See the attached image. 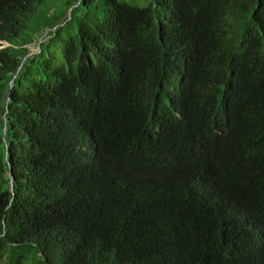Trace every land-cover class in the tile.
Wrapping results in <instances>:
<instances>
[{"label":"trees","instance_id":"obj_1","mask_svg":"<svg viewBox=\"0 0 264 264\" xmlns=\"http://www.w3.org/2000/svg\"><path fill=\"white\" fill-rule=\"evenodd\" d=\"M43 1L0 0V264H264V0H65L24 60Z\"/></svg>","mask_w":264,"mask_h":264},{"label":"rangeland","instance_id":"obj_2","mask_svg":"<svg viewBox=\"0 0 264 264\" xmlns=\"http://www.w3.org/2000/svg\"><path fill=\"white\" fill-rule=\"evenodd\" d=\"M129 4L148 7L152 3V0H124ZM65 0H45L39 7L37 12L32 16L30 23V33L34 38L37 37L32 43L28 45L31 52H36L39 49V42H43L48 39V32L51 30V26L55 23L64 22L67 18L65 15ZM65 15V16H64ZM50 28V29H49ZM47 30V31H46ZM60 43V42H59ZM54 43L52 49L57 55L58 60L62 61V53L60 44ZM6 45H2L0 42V49Z\"/></svg>","mask_w":264,"mask_h":264},{"label":"water","instance_id":"obj_3","mask_svg":"<svg viewBox=\"0 0 264 264\" xmlns=\"http://www.w3.org/2000/svg\"><path fill=\"white\" fill-rule=\"evenodd\" d=\"M39 44H40V42H39ZM33 52H30L25 58H24V60L28 57V56H30L31 54H32ZM13 84V82H11V85Z\"/></svg>","mask_w":264,"mask_h":264}]
</instances>
